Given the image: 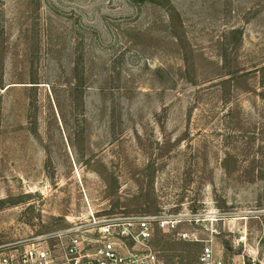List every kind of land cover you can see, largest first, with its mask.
<instances>
[{
    "label": "rangeland",
    "instance_id": "rangeland-1",
    "mask_svg": "<svg viewBox=\"0 0 264 264\" xmlns=\"http://www.w3.org/2000/svg\"><path fill=\"white\" fill-rule=\"evenodd\" d=\"M90 212L198 213L264 264V0H0V249Z\"/></svg>",
    "mask_w": 264,
    "mask_h": 264
},
{
    "label": "built area",
    "instance_id": "built-area-1",
    "mask_svg": "<svg viewBox=\"0 0 264 264\" xmlns=\"http://www.w3.org/2000/svg\"><path fill=\"white\" fill-rule=\"evenodd\" d=\"M198 213L71 217L68 226L0 249V264H169L152 246L156 232L201 243L195 264H222L212 240L201 239ZM191 225V229L181 228Z\"/></svg>",
    "mask_w": 264,
    "mask_h": 264
},
{
    "label": "trees",
    "instance_id": "trees-1",
    "mask_svg": "<svg viewBox=\"0 0 264 264\" xmlns=\"http://www.w3.org/2000/svg\"><path fill=\"white\" fill-rule=\"evenodd\" d=\"M141 2L144 1V0H140Z\"/></svg>",
    "mask_w": 264,
    "mask_h": 264
},
{
    "label": "crops",
    "instance_id": "crops-1",
    "mask_svg": "<svg viewBox=\"0 0 264 264\" xmlns=\"http://www.w3.org/2000/svg\"><path fill=\"white\" fill-rule=\"evenodd\" d=\"M242 264H243V262H242Z\"/></svg>",
    "mask_w": 264,
    "mask_h": 264
}]
</instances>
